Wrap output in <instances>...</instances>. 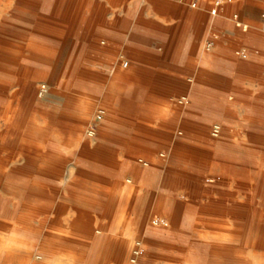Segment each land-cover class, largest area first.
<instances>
[{"label":"bare ground","instance_id":"bare-ground-1","mask_svg":"<svg viewBox=\"0 0 264 264\" xmlns=\"http://www.w3.org/2000/svg\"><path fill=\"white\" fill-rule=\"evenodd\" d=\"M23 48L0 37V103L6 104L5 90L28 84L21 77L15 83L21 59L32 64L25 65L21 75L32 74L36 82L45 79L50 60L25 51L21 57ZM38 65L40 69L34 67ZM77 68L74 65L72 70ZM78 74L83 80L74 78L71 88L66 84L65 91L58 93L70 102L62 110L54 107L51 114L45 103L35 102V95L42 98L57 91L34 81L29 83L34 92L26 94L27 106L15 101L14 91L0 114L5 126L0 132V264H156L161 260L164 264H264V184H209L204 172L193 184H182L185 175H179L196 156L208 168L223 167L220 162L227 151H244L241 165L255 166L237 137L225 139V127L219 122L214 127L204 124L208 130L201 132L204 138H181L178 147L183 149L178 152L166 150L163 157L171 166L163 184H127V172L135 162L130 159L121 161L114 174L116 184L91 186V190L71 181L56 182L63 170L58 166L69 161L76 147L79 169L80 147H93L105 156L115 151V141L122 140L117 132H129L118 129L125 123L113 108L130 97L129 85L123 84L127 78H111L102 84L105 91L100 95L93 65ZM59 116L73 119L76 127L63 128L67 122L62 119L57 121L62 127L56 129ZM138 131L152 133L151 128ZM232 134L236 136V131ZM16 149L24 154L18 155ZM150 150L142 155L151 161L163 159ZM31 154L36 165L32 178L26 164ZM17 157L23 164H17ZM152 171L149 168L150 181ZM241 174L251 178L247 170Z\"/></svg>","mask_w":264,"mask_h":264},{"label":"crops","instance_id":"crops-1","mask_svg":"<svg viewBox=\"0 0 264 264\" xmlns=\"http://www.w3.org/2000/svg\"><path fill=\"white\" fill-rule=\"evenodd\" d=\"M219 1L217 13L212 16L209 9L213 0H200L195 8L190 6L191 0H0V37L4 34V21L11 26L12 42L15 45L20 46L23 40L29 48V56L48 59L44 55L51 41L48 34H52L53 30H60L59 34L61 30H66L67 35V29H74L72 41L80 46L81 52L87 46H93L90 58L99 74L98 64L111 61L114 68L106 74L108 81L115 76L127 78L123 84L124 87L129 85L127 89L130 97L125 100L122 108L116 106L118 103L113 105L119 111V120L130 125L145 124L146 117L141 112H135L141 109L143 103L161 105L164 112L173 107L179 109L182 103L188 108H196L204 94L194 80L200 76L195 73L196 68H215L224 72L229 70L227 74L232 76V84L237 86L231 93L237 94L236 98L241 103L245 100L241 96L245 81L242 76H248L251 83L255 76H264V12L254 5H245L233 13L237 15L234 24L225 16L228 9ZM207 40L217 44L213 46L211 43L207 47ZM228 42L233 43L235 52L240 53L234 61H225L219 57V43ZM100 44L107 46L106 54L100 53ZM250 70L255 73L245 74ZM17 74L18 78L24 76L19 69ZM25 76L28 77V84L12 88L22 106L30 103L26 100L29 98L26 94L34 92V87L29 84L35 81L34 76ZM207 76H210L208 81H219V78L214 77L216 75ZM182 92H186V95L182 97L183 102H180ZM60 98L58 107L62 110L69 102L64 96L60 95ZM44 103L54 105L48 99ZM242 106L249 107L244 103ZM129 155L141 153L134 149ZM154 171V178L150 181L149 168L135 161L127 172V184H156L160 175Z\"/></svg>","mask_w":264,"mask_h":264},{"label":"rangeland","instance_id":"rangeland-1","mask_svg":"<svg viewBox=\"0 0 264 264\" xmlns=\"http://www.w3.org/2000/svg\"><path fill=\"white\" fill-rule=\"evenodd\" d=\"M221 1L223 2V7L228 9V12L227 14H225V16H227L228 19H230L234 24L236 20H234L232 17L233 13L238 12L245 5H250V4L254 5L256 7H259L260 10L264 12V0H221ZM4 15L6 16L7 14ZM5 23L3 29L4 31L3 38H5V40L7 41H12L11 26H9L10 24L7 23L6 25ZM59 31L60 30H56V31L53 30L52 34H48L51 41L49 43V46H47L48 50L44 55L50 60L49 63L50 67L49 69L46 70L44 69L45 79L40 81L41 83L46 84L48 87L55 89L57 93L50 92L49 94H45L44 97L42 98L36 97L35 95V102L40 101L42 102V104H44V100L48 99L54 104L51 106H48L46 104L47 106L46 110L51 112V114L54 113V107H58L60 104L61 94L58 93H63L64 91L61 92L59 90L62 89L65 90L66 84H68L67 87L71 88L70 85L73 83V80L75 79L79 78L83 80L82 78L83 76L81 77L80 74L78 73L83 70V67L93 65V61L90 58L93 52V46L92 45L87 46L84 49V51H82L83 52L82 53L80 46L76 45L72 41V37H73L72 35L73 33H75L74 29H67V35L65 34L66 30H61L60 34ZM65 35L68 37H66ZM60 37L62 38L60 39ZM61 41H63L62 45H60ZM22 42L23 40H21L20 46L21 48L23 47L24 48L20 53L21 57L23 56L22 52L24 53L25 51V53H28L29 51L28 46L26 48V45L24 44V42L23 43ZM206 42H210V41L207 40ZM212 44L214 46L217 43L213 42ZM99 47H100L99 51L101 54H106L108 52V48L104 44H100ZM218 50H219L218 52L221 55L219 57H221L225 61H234L236 60L237 57H239L240 54L238 53V51L235 52L234 44L229 42L227 44L219 43ZM94 51L96 52V50ZM193 51L195 52V48ZM79 53L81 54V56L83 54V58H81V56H78ZM20 63L21 64L18 67L20 73L25 65H30V66L32 65L29 62H26L22 59ZM74 65L78 66L77 71L79 72L72 70ZM34 67L37 69L41 68L39 65ZM6 68H8V66H6ZM113 68L114 65L113 62L111 61L109 62L101 61L97 66V70H100L101 73L99 74L98 71H96V76H94V80L97 84L99 83L98 85L99 87H97V89L99 90L100 95H102L103 92L105 91L104 88L101 87L102 84H106L109 79L108 76H106V74L108 75L109 70ZM229 72H230L229 70L224 72L217 70L215 68H210V70H203L200 68H196L195 73L200 75L197 79V83L204 91V94L202 95V97H200L198 103L196 104L195 109L188 108V106L185 103H182L179 109L178 107H173L171 108V110L164 112V109L162 108L161 105L157 104L158 106L157 107L152 103H148V104L143 103L142 105L143 108L142 107L141 109L138 108L135 110V112L136 113L141 112V115L146 117L144 118L146 125L144 124L140 125V123H138L139 125L123 124L121 126L122 128L119 127L118 128L119 130L126 131L127 129L129 130V132L128 133L126 132L124 134L123 132L118 131L117 134L119 137H122V140L115 141L112 144V147L115 151H113L110 154H106L105 156H103L97 149L93 147L92 148L85 146L80 147L83 153L79 155V159H80L79 169H76L75 167V164H77L76 157L77 154H79L78 151L79 149L76 147L74 149V154L69 159V161H67L66 164H60L58 166L63 170L61 173V177L57 179L56 182L59 184H69V181H71V184L72 182H74V184H79L80 186L83 187L88 186L87 188L91 190H93L92 187H97L103 184H116V181L114 179V174L120 167L121 161L122 160L127 161L130 159L133 161H138V163H142L143 165H146L148 168H152L157 172H159L160 176L157 177L156 184H161L163 182L162 181L163 173L166 170H169V167L171 166V162L170 161L168 162V160L165 157H163L166 153V150L170 153L178 152L179 147L183 149V147L181 146L178 147V142L181 141V138L188 141L197 140L198 137L204 138L201 132L203 131H205L206 133L208 132V130L204 127V124H208V125L214 124L213 125L214 127L215 124L219 122L225 127L226 132L223 134L226 137L225 139L227 140V138L229 137L231 139L232 137L233 138L237 137V140L245 146L246 151H250L251 154L250 156L252 158L251 160H253L255 166L251 168V166L246 167L243 166V164L241 165L244 151L242 152V154H239L234 151H227L224 161L222 163L220 162V164H223V167L220 168H211V167L208 168L209 165L196 156L195 158L190 160V163L187 167H185V170L184 169L180 170L181 174L179 175L182 174L185 175V182L182 184H193L195 182L194 179H196L197 176L203 172L207 175L206 181L209 184H257L258 181L259 184H264V76H260V77L255 76L253 83L249 81L248 76L246 75L242 76L243 78H245L244 79L245 81L243 86L244 92H241V96L245 99L243 100V103L249 106V107H245L242 106L243 103L237 100L236 98L238 97L237 94L231 93L233 89H237V86L232 84L233 78L231 75L229 76L227 74ZM252 73H255V71L250 70L247 71L245 74H252ZM209 74L216 75L214 77L219 78V81L217 80L215 83L213 81L212 82L208 81L207 78L210 76L207 75ZM17 78L18 77L16 75L15 76L16 84L19 81V78L18 79ZM21 78L24 81V83L28 82L27 76L24 75L23 77L21 76ZM222 79H225L229 82H225V81L223 82ZM86 81L90 82L91 79L85 80L84 82ZM40 82L35 81L34 83L36 86H38ZM12 88L5 90L4 98L6 100V104L12 100L11 99V96L13 94ZM248 89H250L251 91H247ZM257 89H262V90L258 91ZM68 93L71 92L68 91ZM184 95H186V92L185 93L182 92L180 98L182 99ZM15 98H16L15 101L17 102L16 94H15ZM6 104L5 102L0 103V114L2 115L5 112ZM123 105L124 104H116V106H119L120 108H122ZM145 106H149V107L147 108ZM64 119H65L64 121H66L67 123L65 122L66 124L62 125L63 128L76 127L75 124L73 123V119L71 118H64ZM55 121L56 124L54 126L56 127V129L62 127L59 123H57V121L62 122V118L60 116L57 118V120L55 119ZM4 128L5 126L3 121H0V132L1 131L3 132ZM139 128H143V129L151 128L152 133L150 132H148V134L140 133L138 131ZM234 131H236V136L232 134V132ZM211 135L213 136V133H211ZM169 137L170 139H168ZM134 141L137 143H135ZM130 148L139 150L141 155H137V156L129 155ZM149 149H151L150 151L152 150L155 151L156 155L157 156L160 155L159 157L163 159L162 160L157 159L158 161L156 160L151 161L149 160V158L142 156V154L144 152L149 151ZM15 153H17L18 155L24 154L23 151H20L18 149L15 150ZM88 154L91 157H89ZM101 157L104 158L106 162H102L100 160ZM257 157L258 159H256ZM34 159H35L34 156L31 154V156H29V162L26 163L29 166L28 168H30V170L32 171L30 176L31 178L32 175L34 176L35 168H36V165L34 164ZM23 162L24 161L22 160L21 157H17L18 165L23 164ZM258 162L260 164L257 166ZM242 169L247 170V173L251 174V178H246V176L244 177V175L241 174ZM158 262L159 264H164V261L162 260ZM158 262H156V264H158Z\"/></svg>","mask_w":264,"mask_h":264},{"label":"built area","instance_id":"built-area-1","mask_svg":"<svg viewBox=\"0 0 264 264\" xmlns=\"http://www.w3.org/2000/svg\"><path fill=\"white\" fill-rule=\"evenodd\" d=\"M199 1L200 0H191L190 6L193 8L197 7ZM219 6H220V1L219 0H213L212 7L209 9L210 15H212V16L215 15L217 13V9ZM232 17L235 20L237 19L236 14H233ZM262 18H264V13H262ZM210 46H211V42L207 43V47H210Z\"/></svg>","mask_w":264,"mask_h":264}]
</instances>
